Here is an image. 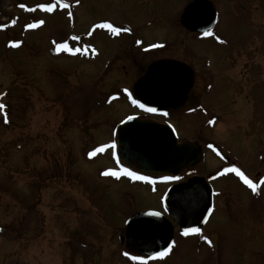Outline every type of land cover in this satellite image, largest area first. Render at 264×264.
<instances>
[{"label": "rangeland", "instance_id": "1", "mask_svg": "<svg viewBox=\"0 0 264 264\" xmlns=\"http://www.w3.org/2000/svg\"><path fill=\"white\" fill-rule=\"evenodd\" d=\"M193 1L66 0L70 9L47 13L29 9L54 0H0V104L6 106L0 109V264H139L124 255L120 238L133 215L163 211L170 181L103 175L121 170L115 148L88 155L117 144L116 129L129 116L171 122L179 144L184 138L215 143L251 175L259 171L264 0H209L217 21L208 36L181 26ZM41 19L43 25L27 27ZM101 23L131 31L113 34L96 27ZM64 43L81 51H58ZM165 58L196 71L190 96L218 117L209 122L212 129L203 125L204 114L182 115V109L146 116L124 91L132 93L148 68ZM210 80L213 87L200 99ZM215 156L209 153L197 173L208 176L223 167L226 162ZM231 181L215 184L229 196H221L222 208L207 228L212 244L201 243L202 235L182 238L176 226L174 247L148 264H264V217L253 215L261 206L251 205L244 191L230 195L238 186Z\"/></svg>", "mask_w": 264, "mask_h": 264}, {"label": "water", "instance_id": "2", "mask_svg": "<svg viewBox=\"0 0 264 264\" xmlns=\"http://www.w3.org/2000/svg\"><path fill=\"white\" fill-rule=\"evenodd\" d=\"M216 18L212 2L194 0L184 9L180 22L190 33H205L214 28ZM194 77L191 67L183 62L158 60L134 85L133 94L141 103L159 110L151 114L174 111L184 105ZM117 133L119 160L143 174L179 177L203 158L198 143L179 144L172 128L152 120L128 119ZM212 180L213 177L195 176L172 186L163 199L168 216L151 215L152 211L134 215L126 224L127 247L137 255L148 257L174 241L173 222L179 226L181 234L184 228L202 229L213 210V191L208 184Z\"/></svg>", "mask_w": 264, "mask_h": 264}, {"label": "flooded vegetation", "instance_id": "3", "mask_svg": "<svg viewBox=\"0 0 264 264\" xmlns=\"http://www.w3.org/2000/svg\"><path fill=\"white\" fill-rule=\"evenodd\" d=\"M199 36H203V35H199ZM203 62L204 63L208 62L207 63L208 67L209 68H211V67L213 68V65L211 66L209 64L208 59H205ZM194 73H195L194 83H193V86H192L191 90L189 91V94L187 96V99H186L184 105L180 108V109H182L181 110V113H182V115H183V113L189 114V115L197 114V113L204 114L206 116V120H205V122H204L203 125L204 126L206 125L207 128L212 129V127H210L208 124H209V122H213L215 120H219V119H217L218 117L215 116L216 114H212L204 106V104L201 101H199V98H194V95L190 96V93H191L192 89L195 87L196 71H194ZM213 73H214V78L216 79L217 74H216V72L214 70H213ZM230 74H231L232 78L235 79V75L232 74V73H230ZM211 78H213V75H212ZM215 79L212 82L213 84H214ZM211 80L208 81L207 83H204V86L202 87L203 89L201 90V97H200V99L202 98L203 94H205L206 90L209 91V89L213 87L212 84H211ZM176 111H178V110H176ZM198 115H201V114H198ZM204 115H203V117H204ZM199 131H198V133H199ZM193 141L194 140H190V139H187V138H184L182 140L183 143H185V142L197 143V141H198L201 144L202 149H203V153H204L202 162L199 165H197V166H195L193 168H189V169L184 170L183 173H182V175L179 177V179L172 180L170 182L169 187H171L172 185L178 184V183L187 182L190 178L195 177V176L205 177V178H209L211 176H214L215 177V179L213 181H211V183H210V186H211L212 191H213V211H212V214L209 217L206 225L202 228V231L199 234V236L202 235V236H207L209 238V235H206L207 228H208V226L210 224V221L213 218V216L219 211L220 208H222V199H223V197H221V196H223L224 194H227L228 195V192H226V189L219 188L215 184L218 183V182H220V181H224L225 179L232 178V180L235 181L236 184L238 185L237 187H230V183L231 182L233 183V181H231L230 183H228V186L231 188L229 191H230V193L232 192L230 195H234L235 192H236V190L244 191L246 194H248V199H249V202H251V205L253 204V206H254L255 204L258 203L261 206V209L258 210V211L254 210V208H253V212H254L253 215L257 219H259V218L261 219L262 216L264 217V215H263L264 214V196H263L264 195V185H260V187L258 188V191L257 192H253L234 173H223V174H221L223 172V169L224 168L231 167V166L234 165L236 167H239L254 182L259 183V181L261 179H264V152L262 151V153L260 154V156H259V162L258 163L255 162V164H254V166L257 169H259V171H257V173L255 174V176H253V175H251V173L249 171H247V169H248L247 167L248 166H245L241 162L236 161L232 156H228V155H225L224 153H222V151L219 149V147L217 145H215V143L205 142L203 144L201 142V140L200 141L197 140V141H194V142ZM209 145H212L213 147L210 148ZM216 150H218L219 154H218V152ZM209 153H213L218 158L224 160L226 163H225V165L223 167H221L215 173H212V174H210L208 176L200 175L199 173H197V168L200 167L201 164H204V162H205L206 158L208 157V154ZM122 166L125 167L124 165H122ZM151 177L154 178V179L160 178V177H154V176H151ZM230 203H231V208H232V206H233V199H231ZM178 230H179V228H178ZM176 232H177V230L175 229V234H177ZM175 237H176V235H175ZM193 237H195V236H191V237H185V236H183L182 238L191 239ZM205 242H206L205 240H204V242H202V240H201V243H205ZM127 251L130 254H132L128 249H127Z\"/></svg>", "mask_w": 264, "mask_h": 264}, {"label": "snow or ice", "instance_id": "4", "mask_svg": "<svg viewBox=\"0 0 264 264\" xmlns=\"http://www.w3.org/2000/svg\"><path fill=\"white\" fill-rule=\"evenodd\" d=\"M80 2V0H76V3L78 4ZM21 7H26L25 5H21ZM37 8L42 9L43 11L47 12V13H52L55 10H57V8L59 9H70L71 8V4L67 3L66 0H54V2L52 3H45V4H39L37 5L36 8H31L29 9L30 11L35 12L37 10ZM67 15L69 17L72 16V12L68 11ZM13 23H15V21H13ZM44 24V20H39L38 23H31L28 24L27 27L28 28H36L39 27L40 25ZM96 27L99 28H106L108 30H110L113 34H119L121 31H125V32H130L131 29H122L120 27H114L111 23H101L99 25H97ZM89 35H91V32L89 33ZM205 36L208 35H214V33L212 32L211 29H209L208 31H206L204 33ZM74 40H79V37H73ZM217 40H220L221 38L219 36H216ZM223 42V41H221ZM20 44V42L18 41H14L12 42V46L13 47H18ZM162 47V45H160ZM153 47H156V45H153ZM57 50H64V51H69V52H80L81 49L80 48H72L70 47L67 43L64 44H60L57 46ZM84 51L86 52L87 49H84ZM92 51L94 52L95 49H92ZM125 92L128 93L129 97H132V93L128 92L127 89L124 90ZM132 103L137 105L139 108L144 109L146 112L148 113H157L159 110L156 107H148L147 105L143 104L140 102V100L138 99H132ZM4 107H6L3 104H0V109H3ZM162 115L167 116L168 113L167 112H163ZM129 120L134 119V117L129 116L128 117ZM5 122L7 121V114L5 113ZM211 123V122H210ZM210 148H212V145H209ZM106 148H116V144L115 142L111 143L110 145H104L101 147H98L96 149H94V151L88 153L89 156H95L97 153L99 152H103L105 151ZM215 150V149H214ZM218 152V150H216ZM219 154V152H218ZM117 162L119 163V159L117 158ZM223 173H234L236 176H238L245 185H247L253 192H257L258 188L260 187V185H264V179H261L259 181V183L254 182L252 179H250L239 167L236 166H231V167H227L223 169ZM103 175H111V176H115L117 178H119L121 175H125L130 177L133 180H140V181H145V182H149V183H155V180L151 177V176H147V175H142L136 171H133L129 168H125L123 166H121V170L120 171H116V170H108L106 172L103 173ZM164 181H172V180H176L179 179V177H173V176H165L161 178ZM151 215H155V216H159L161 215L160 212H153L150 213ZM201 228L200 227H189V228H184L182 231V234L184 236H188L189 234H200L201 233ZM203 239L209 244H212V241L207 237V236H203ZM175 244V241H172L171 244L165 248L162 251H158L155 252L153 255L148 256L147 258L145 256H141V255H131L130 259L132 261H137L139 262V264H148L149 260H155L158 258H163L164 256H166L172 248V245ZM125 256H129L130 254L128 252L124 253Z\"/></svg>", "mask_w": 264, "mask_h": 264}, {"label": "bare ground", "instance_id": "5", "mask_svg": "<svg viewBox=\"0 0 264 264\" xmlns=\"http://www.w3.org/2000/svg\"><path fill=\"white\" fill-rule=\"evenodd\" d=\"M216 128V125H215V127H214V129Z\"/></svg>", "mask_w": 264, "mask_h": 264}]
</instances>
